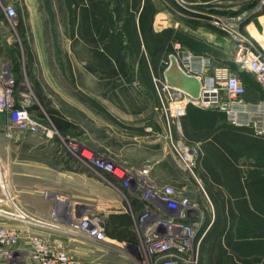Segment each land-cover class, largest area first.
I'll return each mask as SVG.
<instances>
[{"label":"rangeland","instance_id":"1","mask_svg":"<svg viewBox=\"0 0 264 264\" xmlns=\"http://www.w3.org/2000/svg\"><path fill=\"white\" fill-rule=\"evenodd\" d=\"M16 6V19L2 29L12 38V67L20 84L14 99L18 105L28 104L47 127L25 134L50 138L51 146L68 156L70 149L76 152L74 144L79 150L90 147L96 157L138 175L146 170L152 185L173 186L176 197L200 204V264H264V233L255 232L263 237L254 238L249 228L261 224L264 229V217L259 215L264 214V134L252 125L226 126L224 111L191 102L183 117L168 124L164 111L168 101L158 89L169 56L185 49L210 56L214 69H228L246 89H256L257 83L264 91L253 72L239 67L235 59L240 46L264 53V0H17ZM217 97L219 104L234 100L224 91ZM51 110L72 127L60 131ZM7 123L8 137L23 134ZM171 139L183 149L197 148L194 173L175 154ZM218 140L222 158L215 159ZM9 160L0 156V189L2 199L9 202L1 210L18 206L33 216L22 191L11 183ZM239 173L252 181L250 199L236 184ZM216 175L218 182L235 183L223 185L220 203L226 195L229 203L217 207L200 194L201 186L208 184L214 203ZM115 185L131 202V191ZM45 194L49 196L48 191ZM250 201L252 205L247 204ZM214 212L228 213L229 223H216ZM15 222L21 221L10 218L0 224ZM215 223L228 233L222 237Z\"/></svg>","mask_w":264,"mask_h":264},{"label":"built area","instance_id":"2","mask_svg":"<svg viewBox=\"0 0 264 264\" xmlns=\"http://www.w3.org/2000/svg\"><path fill=\"white\" fill-rule=\"evenodd\" d=\"M16 2L17 0H8L2 3L0 0V8L8 21L17 17ZM250 54L258 59L247 67H239L250 69L256 81L264 88V53L245 50L240 46L235 57L236 62H243L241 60L246 56L243 60L248 61L251 58L248 57ZM171 55L177 58L180 68L186 74L199 78L201 92L200 96L195 98L186 91L168 84L164 76L162 87L158 89L168 101L164 107L168 124L174 119L183 117L191 102L200 104L204 108H219L225 112L230 124L252 125L258 133L264 134V100L246 102L239 98L246 92V87L239 78L229 74L226 68L214 69V62L206 54L183 49ZM23 84L22 82L21 85ZM19 88L20 84L15 78L12 64L8 62L0 71V113H3L11 127L20 133H37L45 130L46 125L35 117L29 110L28 104L24 102L20 105L16 104L14 92ZM220 91H224L234 100L230 104H219L217 95ZM161 99L163 101V96ZM169 131L171 132V127ZM171 145L185 168L194 173L196 163L194 155L198 152L197 148L183 149L173 139ZM73 149L76 152L70 149L71 155L77 157L78 161L83 162L112 186H116V183L122 188H127L141 201L142 210L137 214L134 224L140 248L145 251L143 264H200L201 239H197V234L201 222L194 220L189 214V211L196 207L191 205L187 198L176 197L177 192L173 186L158 188L152 185L146 177V170L138 175L114 161L96 157L95 151L90 147L79 150L74 144ZM15 208L18 212L15 209L3 213L9 218L20 221L42 222L18 206ZM69 225L72 231L97 241L107 238L105 222L101 216H82ZM19 240L20 233L15 227L0 224V264H30L26 259L15 254L13 247ZM29 241L30 257L37 264H79L63 243H51L46 237L32 231L29 233Z\"/></svg>","mask_w":264,"mask_h":264},{"label":"crops","instance_id":"3","mask_svg":"<svg viewBox=\"0 0 264 264\" xmlns=\"http://www.w3.org/2000/svg\"><path fill=\"white\" fill-rule=\"evenodd\" d=\"M6 1L8 0H1L2 3ZM7 21L0 8V71L8 62L13 65L12 38L2 31L6 28ZM256 85L258 87L254 90L246 89L242 96L243 100L254 102V100L264 98V91H261L262 88L257 83ZM203 110L213 112V110ZM7 122V117L0 113V156L10 159L7 172H9L12 185L15 183L18 185L22 191L23 202L31 209L33 217L42 221L41 223L32 220L4 223L16 227L20 232V240L13 247L15 254L26 259L30 264H37L30 257L29 233L32 231L46 237L51 243H63L79 264H143L145 251L140 248L134 224L137 214L142 210L141 201L131 193L130 202L118 186H112L76 158L63 155L56 147H52L53 143L48 137L27 134H13L8 137L5 132ZM225 125L235 128L228 120ZM32 140L36 143L31 144ZM219 140L214 142L216 144L215 159H220L218 151L221 149V143ZM46 155H50L51 159ZM205 156L210 157L207 153ZM223 158L226 160L225 156ZM207 179L210 181V186L213 181L210 177ZM217 179L216 175L212 186L215 191L214 203L210 192L207 191L208 184L207 187L202 185L204 190L200 192L201 198L203 196V200L207 201L208 205L216 207L229 203L227 199L229 197L226 194V201L220 203L224 199L221 197V192L219 193L221 189H224L223 185L235 184L223 180L218 182ZM247 179L240 177L239 173L236 184L242 190H247L243 197L250 199L248 188L253 185L252 181ZM47 191L49 196L45 194ZM235 195L231 194L232 199ZM252 195H255L253 191ZM2 198L0 189V221L10 219L1 210L9 203ZM193 204L197 205H193L196 207L194 208L196 214L192 218L201 222L202 226L200 204L197 202ZM247 204L252 205L251 201ZM52 213L53 217H51ZM87 215H98L104 219L107 233L105 240L97 241L69 228L72 221ZM259 215L264 217V214ZM212 216L216 223L224 221L229 223L228 213L214 212ZM216 223L215 229L223 237L228 230L219 228ZM249 228L254 231L252 237H263L262 234L258 236L255 234V232L264 233L263 225L250 224ZM200 230L202 233V227Z\"/></svg>","mask_w":264,"mask_h":264},{"label":"water","instance_id":"4","mask_svg":"<svg viewBox=\"0 0 264 264\" xmlns=\"http://www.w3.org/2000/svg\"><path fill=\"white\" fill-rule=\"evenodd\" d=\"M164 76L171 86L178 87L195 98L200 96L201 82L199 78L186 74L180 68L177 58L174 55L170 56V64L165 69ZM189 214L194 216L196 213L194 209H191Z\"/></svg>","mask_w":264,"mask_h":264},{"label":"trees","instance_id":"5","mask_svg":"<svg viewBox=\"0 0 264 264\" xmlns=\"http://www.w3.org/2000/svg\"><path fill=\"white\" fill-rule=\"evenodd\" d=\"M31 54V53H30ZM32 62V60H31ZM23 66H26L24 68H27V65H23ZM14 68V67H13ZM14 72V70H13ZM27 72V71H26ZM15 75V74H14ZM203 110V109H202ZM58 111L56 110H51V119L53 121V123L55 124V126L62 132H65V130H68L69 127H72V124L70 121L64 119V118H61V116L57 113ZM72 156V155H71ZM74 157V156H72Z\"/></svg>","mask_w":264,"mask_h":264},{"label":"bare ground","instance_id":"6","mask_svg":"<svg viewBox=\"0 0 264 264\" xmlns=\"http://www.w3.org/2000/svg\"><path fill=\"white\" fill-rule=\"evenodd\" d=\"M212 44H214V43H212ZM251 55H253V54H250V55H248V57L250 56L251 58L248 60V61H244L243 59H245V58H242V60L241 61H243V62H237V64H238V66H243V67H247L248 65H250V64H252L254 61H256L258 58L256 57V56H251ZM244 63V64H243ZM16 209V211L18 212V209L17 208H15ZM15 215H17V213H14ZM31 217V216H30Z\"/></svg>","mask_w":264,"mask_h":264}]
</instances>
